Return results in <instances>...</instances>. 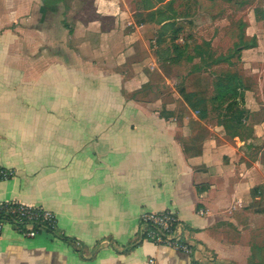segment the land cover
Instances as JSON below:
<instances>
[{"label": "crops", "instance_id": "crops-1", "mask_svg": "<svg viewBox=\"0 0 264 264\" xmlns=\"http://www.w3.org/2000/svg\"><path fill=\"white\" fill-rule=\"evenodd\" d=\"M76 1L0 0V202L58 224L34 238L6 225L0 264H264V147L251 156L215 121V75H187L183 112L134 96L141 30H89ZM168 209L192 253L140 240L143 214Z\"/></svg>", "mask_w": 264, "mask_h": 264}, {"label": "rangeland", "instance_id": "rangeland-1", "mask_svg": "<svg viewBox=\"0 0 264 264\" xmlns=\"http://www.w3.org/2000/svg\"><path fill=\"white\" fill-rule=\"evenodd\" d=\"M75 8L83 12L89 30H141L136 39L128 38L127 44L131 53L138 54L136 60L145 64L135 67L134 59H129L125 70L128 75L144 76L145 81L140 85L132 79L127 91L183 112L186 107L178 93L187 75L206 69L217 82L231 83L238 94L236 103L234 99L215 102V121L253 144L251 156L264 147V0H77ZM69 11L70 7L66 14ZM160 11L173 15L172 26L157 22ZM76 14L61 19V28L74 29L82 21ZM161 30L177 32H168L159 45ZM187 40L190 46L178 62H167L168 53L157 56L170 48L171 58H176L170 46ZM95 47L101 48L98 43L89 50Z\"/></svg>", "mask_w": 264, "mask_h": 264}, {"label": "built area", "instance_id": "built-area-1", "mask_svg": "<svg viewBox=\"0 0 264 264\" xmlns=\"http://www.w3.org/2000/svg\"><path fill=\"white\" fill-rule=\"evenodd\" d=\"M12 172L0 169V179H9ZM6 225L19 234L34 238L41 233L57 231L55 214L43 207L29 206L19 202H0V236ZM138 236L141 241L165 246L185 253L193 252V244L183 232L177 213L171 209L162 212H146L141 218ZM151 263H154L151 260Z\"/></svg>", "mask_w": 264, "mask_h": 264}, {"label": "trees", "instance_id": "trees-1", "mask_svg": "<svg viewBox=\"0 0 264 264\" xmlns=\"http://www.w3.org/2000/svg\"><path fill=\"white\" fill-rule=\"evenodd\" d=\"M171 10H173V9L171 8ZM157 14H160L158 17L159 19L157 20V22L159 24L163 25V27L172 26L170 21L173 19L172 18L173 15L169 14L168 12H162V11L158 12ZM166 22H168V23H166ZM172 31H173V33L177 32V30H161V34H160L161 36H160V39L158 40L159 41L158 44L160 45L163 42H165L166 40H165L164 36L168 32H172ZM173 33H171V34L174 35ZM172 41H174V39H172ZM189 46H190V42H188V40L183 45L175 44L173 46H170L171 48L173 47L172 51H173V53L176 54V58H173V59L171 58V53H170L171 49L170 48H168L167 51H165V52H162V53L158 52L157 56L159 58H162V56L164 54L166 55V53H168L167 62H169V63L178 62L180 56L183 55L188 50ZM204 70H206V69H200V70L196 69V70L192 71L191 73L201 72ZM215 89H216L215 97H213V99L210 101L213 103V105H215V102H217V100H221V99L225 100V101L234 99L235 103H236V101H237L236 99H238V97H237L238 94L236 92L237 89H235L231 83L223 82V81H218V82L216 81L215 82ZM184 91H185V87L183 88V90H180L181 93H183ZM233 104H230L228 106L229 110Z\"/></svg>", "mask_w": 264, "mask_h": 264}]
</instances>
